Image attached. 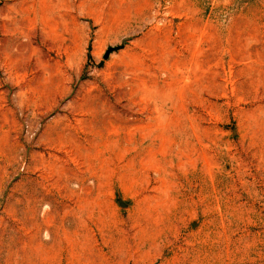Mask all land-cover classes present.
<instances>
[{"label": "rangeland", "instance_id": "rangeland-1", "mask_svg": "<svg viewBox=\"0 0 264 264\" xmlns=\"http://www.w3.org/2000/svg\"><path fill=\"white\" fill-rule=\"evenodd\" d=\"M0 264H264V0H0Z\"/></svg>", "mask_w": 264, "mask_h": 264}, {"label": "water", "instance_id": "water-1", "mask_svg": "<svg viewBox=\"0 0 264 264\" xmlns=\"http://www.w3.org/2000/svg\"><path fill=\"white\" fill-rule=\"evenodd\" d=\"M108 53H109V52H108ZM108 53L106 54V56H108ZM120 204H121L122 206H126V205H127L123 200H120Z\"/></svg>", "mask_w": 264, "mask_h": 264}]
</instances>
